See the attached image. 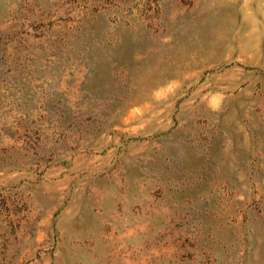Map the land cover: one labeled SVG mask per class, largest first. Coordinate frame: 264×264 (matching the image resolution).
Here are the masks:
<instances>
[{"label":"rangeland","instance_id":"1","mask_svg":"<svg viewBox=\"0 0 264 264\" xmlns=\"http://www.w3.org/2000/svg\"><path fill=\"white\" fill-rule=\"evenodd\" d=\"M0 264H264V0H0Z\"/></svg>","mask_w":264,"mask_h":264}]
</instances>
